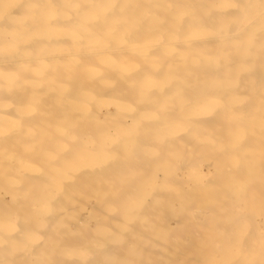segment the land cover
Returning <instances> with one entry per match:
<instances>
[{
	"label": "bare ground",
	"instance_id": "obj_1",
	"mask_svg": "<svg viewBox=\"0 0 264 264\" xmlns=\"http://www.w3.org/2000/svg\"><path fill=\"white\" fill-rule=\"evenodd\" d=\"M243 10L241 12H243ZM260 10L250 15L248 14V18H246V20L244 21L237 20L238 27H233L234 29L232 28V26H234L236 23H230L229 26L232 29H230L229 32L222 31L219 33H210L207 29V32L205 31L204 35H200L199 37L180 36L173 39L164 37L162 39H156L154 42L151 41L155 45V48L154 46L152 47L154 50L152 49V51H149L148 45V50H146L149 52L147 54L143 53L147 56L145 57L147 58V61L145 60L144 56L142 57L143 60H140L141 58H138L139 56L136 53L138 49L143 50L146 48L147 45L142 46L141 43H138L139 45L141 44V46H135V44H133V47L132 44H130L131 48L129 49H126V46H99L96 44L95 46L89 47V49L94 51L88 52L90 56L92 55L91 57H89L88 54V58H85L83 56L85 54L83 53L91 50H85L83 47H77L78 49H74L73 52H70L66 55L57 54V56L55 55L56 57L53 55L54 58H50L49 56L42 53L41 55H38L36 53L32 56L20 55L22 57L20 60H15V58L14 60H12L10 58H7L6 56L4 59H1L4 60V62L2 61L3 63L0 64V264H113V257L117 258V264H152L153 260L152 262L150 260L153 258H151V256H153L152 254H150V258L147 256L150 260H148L150 263L148 261L146 262V260H143L146 256V252L143 255V248L147 249V247L145 246H132L128 249V254L130 253L132 256L133 254L139 255H134V257H138V259H140L141 261H137L136 258V260L133 259L132 257H130L131 255L128 254H125V256L127 255L125 259L123 257L124 255L121 257L117 256V254H113L115 256H112L111 253L113 251H116L117 249V251L120 250L119 248H115L120 245L118 244L119 242L116 243V245H118L115 247L113 246L114 243H111L113 241L112 235L116 237V235H114L113 233H117L118 231V229L116 231V228H112L115 225V218H111L113 221H111V224L109 223V225H113L111 228L113 230L115 229L114 232L110 230L112 235L107 234L111 237L108 236V238H106L107 236L103 232L104 238L102 237L103 240L100 241L101 246H98V242L101 238L99 239V234L97 235V231L91 223L95 214V212L93 214L92 211L93 205H84L82 203V196L85 197V193L90 192L91 196L94 195L97 199L96 202L103 199L110 204L115 201L119 204H123L122 206L119 205L122 212H124L121 213V215L124 214V216H127L128 210L130 209L129 202H131L132 199L140 197L144 194H152V200L144 197V195L141 202L144 201L146 202V204H148L155 201L154 204H156L157 206L154 204H144L143 206V203H139L143 206L140 207V210L144 211L140 214V216H138V218L141 220V222L143 221V223L145 219H149V217H147L148 215H146L147 210L150 211L153 209H157L160 211L161 209H165V212L166 210H170L172 212L173 216H171L173 218H178L177 211H179V209H183V211L184 209H189V211H186L187 214H189L192 206L189 207L185 206L186 204H182L186 202L190 203V201L195 198L194 195L196 193L200 194V192L198 191L200 189L194 191L193 188L195 189V187H192V175L193 173H195V171L193 170V158L196 154V157L198 155L200 156V158L203 156V160H207L204 169H206L211 176H213L214 173L213 169H218V173L220 172L219 176L221 175V178H219L217 173L216 177L218 179H223L222 181H225L226 177L228 179H231L227 182H230L228 186L229 188L227 187L229 190L226 188V185L225 188L227 189V191H221L219 189V192L221 191V193H229L230 195L233 194L234 196H236L235 200L233 201L234 205L232 204L231 207H222L221 205V208L219 210L220 213L218 214L224 215L229 210L228 217L225 216L226 218H224V216L222 215L218 216L223 217L222 222H225L223 224L225 226L226 224H229L231 228L233 226L240 227V225L242 226L243 224L246 228L248 226L250 227L251 225H253L254 227L255 224L258 225V223L252 224L256 222V220L254 221V219L252 218V220H250L249 215H251L253 212L251 211V214L249 212L251 209L253 210L254 207L250 206L252 203H247L249 202V199H244L245 207H247V212L243 210L241 211L242 207H240V205L238 206L237 203L241 202V195L243 193H246V195L248 196L249 193L247 194V189L250 188H247L248 185L245 186L243 184L245 186V189L242 186L241 187L243 189H239V181L242 180L248 183L247 180L249 179L252 180V182L249 184H252L253 182L256 183V181H253L252 178L255 179L258 174L255 175L256 177H253L254 175H252L251 179L250 175L253 174L252 172L254 169L259 170V168L264 163V9ZM14 12H17V10ZM177 12L179 11L177 10ZM90 13L91 12H89V14ZM205 22L207 24L206 20ZM195 32L197 31L195 30ZM33 33L36 35L35 32ZM188 34L189 33H187V35ZM225 41H228L229 43H225ZM146 43L148 42H145L144 45ZM128 50H136L133 53H136L135 56L137 57V59L131 55L133 54L131 51L130 54H127L129 52ZM74 55V58H76V56L79 58V55H82L80 59L84 58L79 62L78 60H76L78 63V65H76L78 67H81V69L82 67L86 69L89 65L92 64L94 66V63L96 62L91 63V61L93 60L105 62L107 66L98 62V64H95V66H99V64H101L102 68H105L103 66H106L105 69L108 76L105 74V71H102V77L99 76L101 75L100 73L98 75V77L100 78L97 77L98 81L96 79L95 81L97 82H95L92 78H96V76H93L89 79L85 78L87 76H83L84 74H86V72L82 71L84 69L79 70V68L76 67V69H71H75L74 71L70 70V72L65 68L64 64H61L59 68H56V66L58 67V63L60 64L64 60L69 62L68 60L72 59ZM129 55H131V57L137 62H140V64H142L141 61H143L144 63L148 62L146 64V67L143 64L142 65L144 68H135L136 65L134 67L129 66V57H127ZM85 56H87V54ZM124 57H126L127 60L123 59ZM86 59H88V61H86ZM5 60H7L6 63ZM70 63L68 65H66V63L65 65L74 66L72 62ZM62 65L64 66V69L61 67ZM147 65L152 66L154 69L146 71L145 68L148 67ZM108 71H111V76L108 74ZM113 73L115 74L113 75ZM82 77H84L85 80ZM108 79H110L112 83H110L111 85L108 87V89H103L104 91L107 90L108 92L101 93L103 91L101 89V86L104 84L106 85V81ZM85 83H88V86H86ZM98 83L100 84V86L98 85ZM228 84H232L236 92L234 90V92L232 93L231 91L233 90L231 89L233 88L232 86L230 88V85ZM137 88L143 89V91H139V94L142 96L136 94ZM99 89L100 91H102L96 92ZM110 90L111 94L116 91L117 94H121V91H124L126 95L130 96L131 98H135V96L137 98L141 97L142 100L139 99L141 101L138 100L139 102H137L138 105H141L139 107L136 105V103H134L135 101H133L136 98L133 100H131L130 97L126 98H129L128 100L130 101V105L133 103L134 107L136 105L140 109H138L137 107L136 109H134L133 106H130L129 103H127L129 107L133 108H130L131 111L136 110L135 112L132 111V114L128 113L129 107H126L125 105L126 99L125 101H123V103L119 102V100L118 102H116V97H118L119 99L123 97V95L122 97H119L121 95L118 96L116 93H114L116 94V96H111L110 94L111 97L109 98L111 99L112 97H115L113 100H116V103L113 100V102L111 100L109 102L107 100L108 97H105L107 101L98 100V97H104L105 95H107V93L109 94ZM228 90L230 92H227ZM125 93L123 94L126 97ZM83 97L87 99H96L97 97L98 99L97 101H85L82 99ZM183 98H185V100H183ZM99 104H101V106H98ZM110 105L114 107H110ZM123 105L125 109H122ZM126 108H128L127 112ZM52 130H54V133ZM55 132H57V135L59 133L60 134L57 136ZM178 148L186 149V153L177 156L180 157V160L185 161L184 164H182L184 166V173L182 174L183 178L178 176L179 173L177 171V168L179 167L176 164L177 161L172 162L171 159L175 157L174 151ZM209 150L214 151V153L210 151L211 153H213L212 155H214V157L219 155V158H216H222V160H225V156H223V158L222 155H226L228 153V155H230L226 157L228 158L231 155L234 156L236 163L228 165V162L231 163V161H228L229 158L228 160L226 158L228 162L226 161L227 163H223L227 165V167H225L224 165L219 167L218 165L222 164V160L220 164H217V159L216 162L213 160L209 161V157L211 156L206 153ZM241 150L244 151L242 152ZM15 151H19L16 154L14 153L15 158L17 157V163L10 160L11 157L14 156L13 152ZM10 155L11 157L9 159L8 156ZM129 155L134 157L132 161H135V159L139 161V166L138 162L135 161V163H137L136 166L139 168V172H137L136 175H126L124 172V170L128 169V167L126 166L127 161L131 160V156ZM232 156L230 158H232ZM243 158H249L253 160L251 162V160L247 159V172L242 169L243 167L245 169L244 165H246L241 162ZM249 161L252 164L255 161V164L251 166L252 168L248 166L250 165ZM130 163L132 162L130 161ZM199 163L203 162L199 159ZM260 164L261 166L258 167ZM200 166L202 167L203 165ZM232 166L235 169H233ZM133 170L130 171L133 172ZM242 170L245 172H243ZM256 170H254V172ZM256 173L258 172H255V174ZM261 174H264V172ZM202 175L199 174L200 177ZM243 177H245V180H243ZM43 178H47L46 182H50V184H52L54 188L51 189V187L49 186H45V189H43L42 187V190H40L41 188H37V191L36 189L34 191V194L35 192L37 194H35L36 196H34V194H31V192L34 190L33 186L38 185L36 182L40 180L41 182L38 183L40 185L41 183L42 185H45L43 184ZM116 178H118L117 182L119 181L121 186L120 184L115 185V183L113 182V180ZM218 179L217 181H220L221 183L222 181ZM233 180H235L234 182H237L236 186H233ZM262 181L263 180H261L260 182ZM214 182L215 181L213 180V183L210 182L211 184H207L212 185L214 184ZM216 182L215 184H217ZM198 183L200 184V182ZM224 184H226V182ZM259 184L260 183H258V185ZM149 186H151L153 189L157 188V190H147V187ZM215 186L216 185H214V187ZM261 186L262 184L260 185V187ZM98 188L100 189L98 190ZM202 188H204V186ZM148 189H150V187ZM255 189L256 187L254 186V190ZM251 190L252 189H250L249 191L252 194L253 190ZM193 191L195 193L194 195H192L194 196L193 199H191L190 195L193 193ZM205 192L203 193V190L201 191L202 194H205ZM208 192L209 195L213 192L214 196H218L221 194L218 193V191L216 192L213 188H211V190H209ZM215 192L218 194H216ZM262 192L264 193V190ZM213 193L211 194V196L213 195ZM28 194H31L33 197L27 199V196H29ZM176 194H178V196H181V198H184V202L181 199H177L176 196L174 198V195ZM197 194L196 196H199V199L203 197L202 194L201 198L200 195ZM206 194L208 195V193ZM251 194H249V197H251L252 199V196L256 195L257 193H253V195ZM87 195L86 197L88 198ZM217 196L215 198H219L220 200V197ZM90 197L88 198V200H91L92 197ZM260 197L262 196L260 195ZM253 198L257 197L255 196ZM175 200H179V202H174ZM213 200L211 202L212 204ZM219 200H217L218 206L216 205L218 208ZM196 201L197 200H195V202ZM206 201L210 202V200ZM94 203L92 202V204ZM161 203H164L165 205L158 206V204ZM175 203H179L180 205H176ZM197 203H199V201H197ZM193 204H195L194 206H196V203L193 202ZM202 204L204 205L200 204L198 207H196L198 210V214L197 216H195V218L198 220L212 218L209 224L212 225L213 222V227H216L214 226V224H216V221L214 220H218L219 218L215 217L213 219L214 216L210 218L209 211H216L217 208L215 207V210L213 208V205L208 206V203L206 202H202ZM228 204L229 203H227L226 205L228 206ZM255 204V208L258 207ZM119 206H116V208L118 207L119 209ZM245 207L244 209H246ZM249 207H251L250 210ZM116 208L114 207V209ZM262 209L264 208L262 207ZM106 212L108 214V211ZM112 213L113 212L109 211V214ZM133 213L134 212H132V215L135 214ZM262 214L264 213L262 212ZM112 215L116 216L115 221L117 220V223L121 222V220L118 221L121 217L122 220L125 221L124 216L120 217L119 213L118 215L115 213ZM132 215L131 217H134ZM253 215H256V213L252 214L251 217ZM107 216L108 215H106V217ZM117 216H119V219ZM172 217H169L168 219H172ZM138 218L135 220H139ZM163 220L165 219H162V221ZM180 220H177V223ZM220 220L219 223H222L220 222ZM95 222L97 223V221ZM137 222L141 223L139 221ZM133 224L134 225L130 223V225L135 228V221L133 222ZM191 224L193 225L194 223ZM196 224H199L198 221ZM118 225L116 224V227H119ZM123 225H126V223L124 224L123 222ZM139 225L140 224H138V226ZM179 225L180 224H177V229L180 228ZM163 226H165V224ZM181 226L183 227V223ZM152 227H154L155 229V226ZM199 227L201 228L202 226L199 224ZM129 228H127V230H129ZM185 228L187 229V227ZM209 228L210 227H208V229ZM246 228L244 232L250 236V234H248L249 228ZM122 229H119V231H124ZM135 229H139H137V225ZM208 229L205 228L204 230L206 232L204 231V233L212 231L210 229L208 231ZM239 229L240 228H238V232ZM140 230L138 231L139 233ZM173 230H175V228L172 229V231ZM179 230L181 231L182 228ZM225 230V227L222 226L221 232ZM247 230L248 232H246ZM187 231L188 230H186L185 233ZM240 231H242V229ZM250 231L253 232L251 230V227ZM244 232H242V234L245 235ZM167 233L170 234L169 230ZM190 233L193 232L190 231ZM100 234L102 235L101 232ZM123 234H121V237ZM130 234L131 232L129 233V238L131 240V238H133L134 236H131ZM140 234L142 236V233ZM224 234L226 233L224 232L223 235ZM150 235H152V232H150ZM181 236L180 238L183 239L184 237L182 238ZM240 237L241 236H239L237 240L235 239L236 242ZM158 238H160V236ZM244 238L247 239L248 236H245ZM256 238L257 237H255V240L254 238L251 240H253L254 242L258 241L259 239L261 240V238H259L258 240H256ZM230 239L228 240L232 243L233 240ZM242 239L243 238H240V241L238 243H241ZM245 239L242 242L246 241ZM191 240H193V238ZM225 240H227V238H222V240H220L222 241V243L218 247H222L221 252H223L224 249H226V251H229V249L232 250V246H227V242H224ZM164 241L167 242V240ZM179 241L181 240L179 239ZM208 241H206V243ZM247 241L250 242L249 239H247ZM247 241L246 244H244L245 242L242 244L241 249L239 247L241 251H244L243 245L246 246L245 249H247L249 245L252 246L253 243L249 244L247 243ZM151 243L154 244L153 241ZM164 243L165 242H163L162 244ZM231 243L228 244L231 245ZM202 244H204V242ZM232 244H235V242ZM237 244H235V246H237ZM192 245L193 244H191V246ZM157 246H159V243ZM174 246L177 247L178 245L176 244ZM188 246L189 244L187 245V247ZM225 246L230 248L227 249L225 248ZM252 247L249 248L253 249L255 248V245L253 248ZM123 248L121 247L122 250ZM150 248L148 247L149 250ZM172 248L171 251L174 250L176 254L177 252L175 248ZM198 248L200 249V246H198ZM177 249L179 250V248ZM236 249L238 248H235V250ZM161 250L164 251L162 248ZM167 251L169 254H171V252H169L170 249L166 250V252ZM161 252H157L159 256L160 254H162ZM236 252H232L231 254H236ZM147 253H150V251ZM168 253H166V256ZM182 253H180V255ZM238 253L236 255L239 256ZM189 254L191 253H188V255ZM252 254H247L245 256L251 258L252 261L254 259L256 260L257 257H264V255H260V253L254 255ZM186 255H184V257H186ZM212 255L213 254L208 256ZM159 256L157 255V257ZM162 256L166 257L165 254ZM212 257H215V255H213ZM231 258L232 257H230V261L232 260ZM198 259L199 258L197 255V257L194 258L195 261H193L195 263H198ZM222 259L223 260L221 261L225 263V260H227L228 258L226 259L222 257ZM251 259H248V261H251ZM155 260L154 263H156ZM170 260L169 262H173V259L171 261ZM236 261L237 260H232V262ZM254 261L250 262V264H258L257 261ZM167 262H165V264H167ZM232 262L229 263L232 264ZM237 262L239 263L236 264L242 263V261ZM218 263L219 262H217V264ZM198 264H200V262Z\"/></svg>",
	"mask_w": 264,
	"mask_h": 264
},
{
	"label": "rangeland",
	"instance_id": "obj_2",
	"mask_svg": "<svg viewBox=\"0 0 264 264\" xmlns=\"http://www.w3.org/2000/svg\"><path fill=\"white\" fill-rule=\"evenodd\" d=\"M230 3H228V2ZM262 1V2H261ZM81 2H83V3H81ZM88 2V3H87ZM232 2V3H231ZM60 3V4H59ZM252 3V4H251ZM22 4H23V6L25 7H23L22 6ZM232 4V5H231ZM238 4V5H237ZM100 5V6H99ZM181 5V6H180ZM234 5V6H233ZM101 6H102V8H101ZM116 6V7H115ZM222 6V7H221ZM239 8H238V7ZM246 6H248V7H246ZM250 6V7H249ZM230 7V8H229ZM23 8V9H22ZM68 8V9H67ZM247 8V9H246ZM238 9V10H237ZM244 9V10H243ZM260 9H264V0H82V1H80V0H44V2H43V0H0V34H4V35H0V64L1 63H3L4 62V60H1V59H4L5 58V56L7 57V58H10V59H12V60H14V58H15V60H20L22 57L21 56H32V55H34V54H40L41 55V53L42 54H45V55H47V56H49L50 58H52L53 57V55L55 56H57V54H59V55H66V54H68V53H70V52H73L74 51V49H78L79 47H83L85 50H91V49H89V47L90 46H95L96 44L97 45H99V46H108V45H110V46H126L125 48L126 49H129V48H131V46H130V44H132V47H133V44H135V46H141V44H142V46H146V48L145 49H143V50H146L147 49V47H148V45H149V47H148V49H149V51H152V47L154 46V48H155V45L151 42V41H155L156 39H162V38H171V39H173V38H178V37H180V36H195V37H199L200 35H204V33H205V31L207 32V29H208V32H215V33H219V32H222V31H226V32H229V30L230 29H232L233 27L234 28H236V27H238L237 25H238V21L240 20V21H244V20H246V18H248V14L250 15V14H252V13H255L256 11H259ZM17 10V12H14V11H16ZM19 10V11H18ZM177 10L179 11V12H177ZM233 10V11H232ZM236 10V11H235ZM243 10V12H241ZM91 12L90 14H92V15H90L89 14V12ZM182 13H181V12ZM246 11V12H245ZM261 11V10H260ZM24 12V13H23ZM73 12V13H72ZM240 12H241V14H240ZM244 12H245V15H244ZM240 14V15H239ZM52 15V16H51ZM73 15V16H72ZM129 15V16H128ZM188 15V16H187ZM20 16V17H19ZM74 17V18H73ZM7 18V19H6ZM30 20H29V19ZM53 18V19H52ZM58 18V19H57ZM61 20H60V19ZM196 18V19H195ZM239 18V19H238ZM9 19V20H8ZM56 19V20H55ZM96 19V20H95ZM204 19V20H203ZM205 20L207 21V24H206V22H205ZM238 20V21H237ZM3 21V22H2ZM60 21V22H59ZM145 21V22H144ZM67 22V23H66ZM8 23V24H7ZM217 23V24H216ZM230 23H236L234 26H232V28H230V26H229V24ZM186 24V25H185ZM119 25H121V26H119ZM171 29H170V28ZM183 27H184V29H183ZM195 28V29H193V28ZM199 27V28H198ZM59 28V29H58ZM191 28V29H190ZM201 28H202V30H201ZM204 28V29H203ZM206 28V29H205ZM233 28V29H234ZM181 29H182V31H181ZM199 31H198V30ZM210 29H211V31H210ZM57 30V31H56ZM58 30H60V31H58ZM193 30H194V32H193ZM195 30L197 31V32H195ZM13 31V32H12ZM51 31V32H50ZM62 31V32H61ZM179 31H181V32H179ZM29 32V33H28ZM33 32H35L36 33V35L33 33ZM189 33L188 35H187V33ZM192 32V33H191ZM37 33H38V35H37ZM48 33V34H47ZM198 33V34H197ZM5 34H7V35H5ZM9 34V35H8ZM21 34V35H20ZM24 34V35H23ZM25 34H27V35H25ZM30 36H29V35ZM33 34V35H32ZM128 34V35H127ZM138 35V36H137ZM154 35V36H153ZM164 35V36H163ZM8 36V37H7ZM148 36V37H147ZM152 36V37H151ZM22 37V38H21ZM61 37V38H60ZM64 37V38H63ZM68 39H67V38ZM5 38V39H4ZM24 38V39H23ZM142 38V39H141ZM144 38H145V40H144ZM70 40V41H69ZM72 40V41H71ZM122 40V41H121ZM133 40V41H132ZM137 40V41H136ZM131 41V42H130ZM34 42V43H33ZM122 42V43H121ZM126 42V43H125ZM143 42V43H142ZM145 42H148V43H146L145 45H144V43ZM7 43H8V45H7ZM51 43V44H50ZM62 43V44H61ZM64 43V44H63ZM138 43H141L140 45L138 44ZM225 43H229L228 41H225ZM224 43V44H225ZM12 44V45H11ZM22 46H21V45ZM33 45H35V46H33ZM59 45V46H58ZM75 45H76V47H75ZM152 45V46H151ZM130 46V47H129ZM4 47V48H3ZM36 47V48H35ZM78 47V48H77ZM128 47V48H127ZM3 48V49H2ZM9 48H11V49H9ZM13 48V49H12ZM26 48V49H25ZM147 49V50H148ZM10 50V51H9ZM14 50V51H13ZM19 50V51H18ZM142 50V49H141ZM141 50H137V55L139 56L138 58H141L140 60H143L142 59V57L144 56V58L145 57H147L146 55H144L145 53L147 54L149 51H141ZM154 50V49H153ZM36 51V52H35ZM41 51V52H40ZM47 51V52H46ZM50 51V52H49ZM94 50H91V51H86L85 53H83V54H87V56H85V55H83L82 53V55L86 58H88V52H93ZM129 52L127 53V54H130L131 52L133 53V52H135L136 50H134V51H132V50H128ZM131 51V52H130ZM156 51V50H155ZM3 52V53H2ZM17 52V53H16ZM19 52V53H18ZM25 54H24V53ZM127 52V51H126ZM10 53H12V54H10ZM55 53V54H54ZM136 53H133V54H131L132 56H134V58H136L137 59V57L135 56L136 55ZM144 53V54H143ZM6 54H8V55H6ZM29 54V55H28ZM162 54V53H161ZM21 55V56H20ZM44 55V56H45ZM82 55H79L80 57L82 56ZM131 55H129V56H127V57H129V66H132V67H134L135 65V68L137 67V68H139V67H143V65H145V67H146V64L148 63H144L143 61H141L142 62V64H140V62H137L135 59H133L132 57H131ZM142 55V56H141ZM4 56V57H3ZM55 56V57H56ZM92 56V55H91ZM90 56V54H89V57H91ZM75 57V55L72 57V59H70V60H68L69 62H67L66 60H64L62 63H58V67L56 66V68H59L60 67V65L61 64H64V66H65V68L67 69V70H71V69H73V68H75L76 69V67L77 68H79V70L81 69V67H78L77 65H78V63H77V61L76 60H78V62L79 61H81L82 59H84V58H82V59H80V57L78 58L77 56H76V58H74ZM111 57V56H110ZM131 57V58H130ZM17 58V59H16ZM54 58V57H53ZM90 59V58H89ZM108 59H112V58H108ZM123 59H125V60H127L126 59V57H124ZM130 59H131V61H130ZM145 60L147 61V58H145ZM3 61V62H2ZM86 61H88V59H86ZM91 61V60H90ZM7 62V60H5V63ZM70 62H72V64H74V66H72V68H71V66L69 67V66H66V65H68ZM75 62V63H74ZM92 62H96V63H94V66H93V64L92 65H89L86 69L85 68H83L82 67V69H84V70H82V71H84V72H86V74H84L83 76L85 77V76H87V77H85L86 79H89V78H92L93 76H96V78H92V79H94L93 81H95L96 79H97V77H98V75L101 73V75H99L100 77H102V71L104 72H106V66H107V64H105V62H102V61H98V60H93V61H91V63ZM102 63V64H105L106 66H103V67H105V68H102L101 67V64H99V66H95V64L97 65L98 63ZM67 63V64H66ZM90 63V64H91ZM131 63V64H130ZM66 64V65H65ZM71 64V63H70ZM77 64V65H76ZM140 65V66H139ZM142 65V66H141ZM63 65L61 66L62 68L64 67ZM148 67H150V68H145V70L147 71V70H151V69H154L152 66H150V65H147ZM68 67V68H67ZM92 68H93V70H92ZM102 70H101V69ZM144 68V67H143ZM64 69V68H63ZM74 69V70H75ZM87 69H88V71H87ZM97 69V70H96ZM74 70H71V71H74ZM134 70V69H133ZM141 70H143V69H141ZM66 71V70H65ZM70 71V72H71ZM68 72V71H67ZM93 72V73H92ZM109 73V75L111 76V71H108ZM97 74V75H96ZM106 75H107V72L105 73ZM115 73H113V75H114ZM106 75H104V76H106ZM112 75V76H113ZM108 76V75H107ZM84 77H82L84 80H85V78ZM100 77H98V78H100ZM109 78V77H108ZM97 81H98V79H97ZM97 81H95V82H97ZM110 83H112V81H110V79H108L107 81H106V85L104 84V85H102L101 86V89L103 90H105V89H108V87L111 85ZM86 84V83H85ZM88 84V83H87ZM86 84V86H88ZM108 84V85H107ZM98 85L100 86V84L98 83ZM185 85V84H184ZM228 85H230V88H231V86H232V84H228ZM104 86H107V87H104ZM104 87V88H103ZM153 88H155V87H153ZM153 88H152V90H153ZM229 88V89H230ZM232 88H233V86H232ZM142 88H137V93L136 94H138L139 96H142V95H140L139 94V91H143V89L141 90ZM101 90V91H102ZM100 91V89L98 90V91H96V92H101V93H106V92H108L107 90L106 91ZM231 90H233V91H231L232 93L234 92V88L233 89H231ZM135 91V90H134ZM113 92V91H112ZM119 92V91H118ZM125 93L124 91H121V94L119 93V94H117V91L116 92H113V94H111V90H110V92H109V94L107 93V95H105L104 97H101V99H100V97H96V99L95 98H85V97H83L82 99L83 100H85V101H97V99L100 101V100H104V101H109L110 102V100L112 101L115 97H112L111 99H109L112 95H115L116 96V94L119 96V95H121V96H119V97H122V95H123V97L121 98V99H119L118 97H116L115 99L117 100H113L114 102L116 101V102H118V100H119V102H121V103H123V101H125V99L127 98V97H130V96H127L126 95V93H125V95H126V97L124 96V94L123 93ZM191 92V91H190ZM196 92H198V91H196ZM227 92H230L229 90L227 91ZM235 92H236V90H235ZM114 93H116V94H114ZM130 93V92H129ZM133 93V92H132ZM110 94H111V96H110ZM134 94H135V92H134ZM105 97L107 98L108 97V99L106 100L105 99ZM104 98V99H103ZM131 98V97H130ZM136 98V99H135ZM135 98L134 97H132L131 98V100H133V99H135V100H133V101H135L134 103H136V105L139 107V106H141V105H138V103L137 102H139V101H141L142 99H141V97L140 98H137L136 96H135ZM129 99V98H128ZM128 99H126V101H125V105H126V107H129L128 105H127V103H129V105H130V101L128 100ZM139 99H141V100H139ZM139 100V101H138ZM183 100H185V98H183ZM101 101V102H102ZM112 101V102H113ZM127 101H129V102H127ZM115 102V103H116ZM120 103V104H121ZM132 103V102H131ZM102 104V103H101ZM101 104H99L98 106H101ZM122 105V104H121ZM120 105V106H121ZM135 105V107L133 106V103L130 105V106H133V108L134 109H136V106ZM110 107H114V106H112V105H110ZM137 107V108H138ZM54 108V107H53ZM59 108V107H58ZM130 108L131 107H129V112L128 113H130V114H132L133 112L132 111H134V110H130ZM133 108H131V109H133ZM122 109H125L124 108V105H123V108ZM127 110H126V112L128 111V108H126ZM138 109H140V108H138ZM131 111V112H130ZM136 111V110H135ZM134 111V112H135ZM126 115H129V114H126ZM74 126H77V125H74ZM53 131V133H54V130H52ZM56 133V135H57V132H55ZM59 133V132H58ZM60 134V133H59ZM58 134V135H59ZM57 135V136H58ZM54 136H55V134H54ZM251 140V139H250ZM248 141V140H247ZM178 150V151H177ZM185 150L186 149H183V148H178V149H176L175 151H174V153H175V157H177V156H179V155H181V154H183V153H186L185 152ZM207 151V150H206ZM205 151V152H206ZM211 150H209L208 152H206L209 156H211V157H209V161L210 160H213V161H217V164H220L221 163V160H222V158H220V159H217V158H219V155L218 156H215L214 157V155H212L213 153H214V151H211V152H213V153H211L210 152ZM242 152L244 151V150H241ZM19 152V151H18ZM18 152H13V154L15 153H18ZM11 153V152H10ZM210 153H211V155H210ZM225 153H227V152H225ZM245 153V152H244ZM12 154V155H13ZM15 154H14V156L13 157H11V155L10 156H8V158L10 159V157H11V161H15L16 163H17V157L15 158ZM197 155V154H196ZM196 155H195V157L193 158V160H194V171H195V173H193V175H192V187H195V189L193 188V190L194 191H197L198 189H200V190H198L199 192H200V194H197V195H200V198L202 197L201 196V191L203 190V193L205 192V194H202L203 195V197L201 198V199H199L197 196H196V194L194 195V191H193V193L190 195V198L191 199H193V197L195 196V198L193 199V200H191L190 201V203H188V202H186V203H183L182 205H185V206H189V207H191L192 206V209L190 210V213L189 214H187V212L186 211H189V209H184V211H183V209H179V211H177V217L178 218H173L172 216V212L170 211V210H166V212H165V209H161L160 211L159 210H157V209H153V210H147V214L146 215H148L147 217H149V219H145V221H144V223H143V221L141 222V220L138 218V216H140V214L141 213H143V211L142 210H140L141 208L140 207H143L144 206V204L145 205H149V204H154L155 203V201H153L152 203H148V204H146V202H141L142 201V197L144 196V197H146V198H149V200H152L153 198H151L152 197V194H144V195H141L140 197H136V198H134V199H132L131 200V202H129V206H130V209L128 210V214H127V216H124V214H122L121 215V213H124V212H122V210H121V207L119 206V205H123V204H119L118 202H112L111 204L110 203H107L105 200H100V201H98V202H96V198H95V196L94 195H92L91 196V194H90V192L89 193H85V197H83L82 196V203L84 204V205H93V208H92V211H93V214H94V212H95V214H94V218H93V220L91 221V223H92V225L95 227V229H96V231H97V235H98V237H99V245L98 246H101V242L100 241H102L103 239H102V237H103V232H104V234H106V238H108V236H110V235H112V233H111V231H113L114 232V230L112 229V228H116V231H117V229H118V231H117V233H113L114 235H116V237L115 236H113L112 235V239H113V241L111 242V243H114L113 244V246L115 247V246H117L118 244H120L119 246H117V247H115V248H119L120 250L119 251H113L111 254H112V256H115V255H113V254H117V256H123L124 257V259H125V257H127V255L125 256V254H128V249L130 248V247H140V246H145V247H147V249H148V247L150 248V250L148 249V251H147V249L145 248H143V250H144V252H143V255L145 254V252H146V256L144 257V259L143 260H146V262L149 260V256H151L150 254H152L153 256H151V258L152 259H150L151 260V262H152V260H153V262H152V264H161V262H162V264H165V262H167V264H169V263H171V264H196L194 261L197 259H195L194 260V258L195 257H197V255H198V260L197 261H199L200 262V264H217V262H219V263H221V264H225L227 261V263L226 264H231V263H229V262H232V260L233 261H235V260H237V261H242V263H240V264H250V262H253L252 261V259L251 258H248V257H246L245 255H247V254H249V255H251L253 252V254L252 255H254V254H259L260 253V255L261 254H263L264 255V214H262V212L264 213V209H262V207L264 208V193L262 192L263 190H264V174H261V173H263L264 172V167H263V165H264V163L262 164V166H261V164L258 166V167H260V168H262V169H260L259 168V170H256V169H254V170H256L255 172H258V173H256L255 174V172H254V170H253V174H251L250 176V179L252 178V175H254L253 177H256L255 175H257V177L254 179V178H252L253 179V181H256V183L255 182H253L252 184H249V183H251L252 182V180H247V182L248 183H246V181H242V180H240L239 181V189H241L242 187L245 189V186L246 185H248L247 186V188L248 187H250V188H246L247 189V194L249 193V194H251V192L249 191L250 189H252L253 191H256V192H253L252 190V194L251 195H253V193L255 194V193H257L256 195H254V196H252V199H251V197H249V194H248V196L246 195V193H243L242 195H241V197H242V199H241V202L240 203H237L238 204V206L240 205V207H242L241 208V211L243 210V211H245V212H247L246 210H247V207H245V201H244V199L246 198V200H248L249 202L250 201H253L254 199L256 200V202H255V200L253 201V202H247L248 204H251L250 206L252 207H254L253 208V210L251 209V207H249V210H250V214L252 213V214H254V213H256V215H253L252 217H251V215H249V217H250V220H252V219H254V221L256 220V222H254V223H252V224H255V223H258V225H256L255 224V227H257V228H255L253 225H251L250 227H251V230L253 231V232H251L250 231V227L248 226L247 228L245 227V225L243 224L242 226H244V227H242L241 225H240V227L239 226H233L232 228H231V226H229V224L227 225L226 224V226L223 224V223H225L224 221L222 222V218L223 217H218V216H224V218H226V217H228V212H229V210L227 211V213L226 214H218V213H220V208H221V205H222V207L223 206H225V207H231V205L233 204L234 205V203H233V201L235 200V197L236 196H234L233 194H229V193H221V191H227V189L229 188L228 186H229V184H230V182L229 183H227L229 180H231L230 178L228 179L227 177L225 178V181H222L221 179H218L216 176H217V173H218V169H213V176H211L208 172H207V170L206 169H204V167H205V164H206V162H207V160L205 161V159L203 160V156L200 158V156L198 155L197 157H196ZM230 155V154H229ZM228 155V153L226 154V155H222V157L223 156H225V160L223 161L222 160V164L221 165H218L219 167L220 166H225V167H227V165H225L224 163L228 160V158H229V160L228 161H231V163H229L228 161V165L229 164H233V163H236L235 162V158H234V156H232V158H230V157H226V156H229ZM17 156V155H16ZM129 156H131V155H129ZM175 157H173V158H171L172 159V162H176V164L178 165V167L179 168H177L178 170V176L179 177H182L183 178V173H184V166L182 165V164H184V162L185 161H183V160H180L179 158L180 157H177V158H175ZM217 157V158H216ZM221 157V156H220ZM197 158H198V160H197ZM213 158H215V159H213ZM224 158V157H223ZM226 158H227V160H226ZM16 159V160H15ZM131 160H128L127 161V163H126V166L128 167V169H126V168H124V169H126V170H124V172H125V174L126 175H136L137 174V172H139L138 170H139V168L136 166V164L137 163H135V161H137V159H135V161H132L133 159H134V157L133 156H131V158H130ZM175 159V160H174ZM199 159H200V161H202L203 163H199ZM217 159V160H216ZM233 159V160H232ZM247 159H249V158H247ZM247 159L246 158H243L242 160H241V162H243V164H246L248 161H247ZM220 160V161H219ZM244 160V161H243ZM245 160H246V162H245ZM249 160H251V162L253 161L252 159H249ZM130 161L132 162V163H130ZM232 161H234V162H232ZM264 161V160H263ZM138 162V166H139V161H137ZM141 162V161H140ZM196 162H197V164H196ZM224 162V163H223ZM226 162V163H227ZM245 162V163H244ZM250 161H249V164L250 165H248V166H250V168H252L251 166H253L254 164H255V161H254V163L252 164ZM199 163V164H198ZM129 164V165H128ZM134 164H135V166H134ZM248 164V163H247ZM247 164L246 165H244L245 166V169H244V167L242 168L243 170H245L246 171V168H248V167H246L247 166ZM133 165V166H132ZM180 165V166H179ZM200 165H203L202 167L200 166ZM234 165H236V164H234ZM131 166V167H130ZM133 167V168H132ZM136 168V169H135ZM199 168V169H198ZM200 168H202V169H200ZM232 168L233 169H235L233 166H232ZM136 171H134V170ZM130 170H133V172L132 171H130ZM202 170H204V171H202ZM206 170V171H205ZM242 170V171H243ZM262 170V171H261ZM126 171H127V173H126ZM193 171V172H194ZM245 171H243V172H245ZM252 171V170H251ZM260 171V172H259ZM247 172V171H246ZM199 174L200 175H202L201 177L199 176ZM206 174V175H205ZM219 174H220V172L218 173V176H219ZM181 175V176H180ZM210 175V176H209ZM195 176V177H194ZM221 176V175H220ZM219 176V178H221ZM200 177V178H199ZM212 178V179H211ZM234 178V177H233ZM242 178V177H241ZM262 178V179H261ZM51 179V178H50ZM207 179V180H206ZM217 179L218 180H221L222 182L220 183V181H217ZM226 179H227V181H226ZM43 181H44V183L43 184H45V185H42V183H41V185L39 184L40 182H41V180L40 181H38V182H36L38 185H35V186H33V188H34V190L31 192V194H34V191H35V189H36V191H37V188H41L40 190H42V187H43V189H45V186L47 187V186H49V187H51V189H53L54 187L52 186V184H50V182H46V180H47V178L45 179V178H43L42 179ZM117 180H118V178H116V179H114L113 180V182L115 183V185H118V184H120V182L118 181L117 182ZM200 180H202V181H200ZM213 180L217 183V184H215V182H214V184H212V185H209V184H207V183H213ZM243 180H245V177H243ZM259 180V181H258ZM261 180H263L262 182H260ZM49 181V180H48ZM51 181V180H50ZM235 180H233V186H236L237 185V182H234ZM241 181H242V183H241ZM53 182V181H52ZM198 182H200V184L198 183ZM202 182V183H201ZM204 182H206V183H204ZM226 182V184H224ZM244 182V183H243ZM260 183L259 185H258V183ZM54 183V182H53ZM210 183V184H211ZM235 183V184H234ZM201 184H204V185H201ZM218 184H222V185H218ZM245 186H244V185ZM262 184V186L260 187V185ZM40 185V186H39ZM196 185V186H195ZM199 185H201L202 187L204 186V188H202L201 186H199ZM207 185V186H206ZM214 185H216L215 187H214ZM218 185V186H217ZM225 185H226V188H225ZM120 186H121V184H120ZM213 186V187H212ZM221 188H220V187ZM224 186V187H223ZM242 186V187H241ZM253 188H252V187ZM254 186L256 187V189L254 190ZM257 186H258V188H257ZM150 187V189H148ZM149 187H147V190H152L153 188L151 187V186H149ZM196 187H199V188H196ZM201 187V188H200ZM223 187V188H222ZM208 190H207V189ZM211 188H213L216 192L218 191V193H221L220 195H215L214 196V193H213V195L211 196V194L209 195V190H211ZM236 188H238V187H236ZM242 188V189H243ZM261 188H262V190H261ZM39 189H38V191H39ZM91 189V188H90ZM100 188H98V190H99ZM219 189L221 190L220 192H219ZM260 189V190H259ZM153 190H157V188H154ZM205 190V191H204ZM229 190V189H228ZM86 192V191H85ZM94 192V191H93ZM215 192V193H216ZM259 192V193H258ZM262 192V193H261ZM206 193H208V195L206 194ZM218 193H216V194H218ZM29 195V196H27L28 198L27 199H30L31 197H33L32 195ZM35 194H37L36 192H35ZM34 194V196H36ZM88 194V195H87ZM228 194H229V196H228ZM258 194H259V196H258ZM84 195V194H83ZM86 195L88 196V198L90 197L91 198V200H88V198L86 197ZM90 195V196H89ZM100 195H101V193H100ZM192 195H194V196H192ZM205 195V196H204ZM232 195H233V197H232ZM260 195L262 196V197H260ZM94 196V197H93ZM175 196H176V198L177 199H181L183 202H184V198H181V196H178V194H176V195H174V198H175ZM192 196V197H191ZM209 196H210V198H209ZM220 197V200H219V198L217 199V198H215V197ZM221 196H222V198H221ZM228 198H227V197ZM243 196H245V197H243ZM257 197V198H253V197ZM173 197V196H172ZM212 197V198H211ZM95 198V199H94ZM198 198V199H197ZM213 198H214V200H213ZM84 199V200H83ZM86 199V200H85ZM226 199V200H225ZM231 199H232V202H231ZM262 199V200H261ZM148 200V199H147ZM181 200H180V202H181ZM195 200H197V201H199V203H197V201L195 202ZM206 200H210V202L209 201H206ZM212 200H213V204L211 203L212 202ZM217 200H219V208L217 207L218 206V202H217ZM223 200V201H222ZM86 201V202H85ZM90 201V202H89ZM94 203V204H92V202ZM179 202V200H175L174 202ZM203 203H208V206H212L213 205V208L216 210V208H217V210L216 211H213V210H210L209 212H210V218L211 217H213V219L216 217V218H219L218 220L216 219V220H214V221H216L215 223L216 224H214V226H216V227H213V222H212V225H210L209 224V222L211 221V219H201V220H198V219H196L195 218V216H197V208L196 207H198L200 204L201 205H204V204H202V202ZM221 201V202H220ZM261 201H262V203H261ZM103 202V203H102ZM193 202L194 203H196V206H194L195 204H193ZM216 202V203H215ZM223 202V203H222ZM231 202V203H230ZM259 202V203H258ZM91 203V204H90ZM116 203H118V204H116ZM139 203H143V206H142V204L140 205ZM157 203V202H156ZM227 203H229L228 204V206L226 205ZM256 203V204H255ZM107 204V205H106ZM114 204V205H113ZM140 205V206H138V205ZM176 205H180L179 203H175ZM193 204V205H192ZM254 204L256 205V206H258V207H256L255 208V206H254ZM29 205V204H28ZM154 205H156V204H154ZM159 205H165L164 203H161V204H158V206ZM206 205V204H205ZM215 205V206H214ZM217 205V206H216ZM261 205H263V206H261ZM107 206V207H106ZM116 206H119V209H118V207L116 208ZM133 206H136V207H133ZM157 206V205H156ZM238 206H236V207H238ZM113 209H112V208ZM114 207L116 208V209H114ZM216 207V208H215ZM244 207L246 208V209H244ZM261 209H260V208ZM98 208V209H97ZM136 208V209H135ZM138 208H139V210H138ZM194 208V209H193ZM258 208V209H257ZM110 209V210H109ZM135 209V210H134ZM258 210V215H257V210ZM260 209V210H259ZM112 210V211H111ZM121 210V211H120ZM99 211V212H98ZM106 211H108V214H107V212ZM109 211L110 212H113L112 214H117L118 215V213H119V215H120V217L121 216H124V219H125V221L124 220H122V217L119 219V216H117L118 217V221H120L121 220V222H118L117 223V220L115 221V219H116V216H114V215H112V214H109ZM116 211V212H115ZM140 211H142V212H140ZM149 211V212H148ZM156 211V212H155ZM213 211V212H212ZM218 211V212H217ZM252 211V212H251ZM118 212V213H117ZM132 212H134L133 214L134 215H132ZM137 212H139V213H137ZM212 212V213H211ZM105 213H106V215H108L107 217H106V215H105ZM137 213V214H136ZM149 213H150V215H149ZM160 214V215H158V214ZM169 213V214H168ZM186 213V214H185ZM261 213V214H260ZM104 214V215H103ZM183 214V215H182ZM191 214V215H190ZM193 214V215H192ZM212 214V215H211ZM216 214V215H215ZM131 215L132 216H134V217H131ZM153 215V216H152ZM172 215V216H171ZM187 215V216H186ZM233 215V214H232ZM100 216H101V218H100ZM109 216H112V217H109ZM159 216V217H158ZM162 216V217H161ZM183 216H185V217H183ZM190 216V217H189ZM192 216V217H191ZM226 216V217H225ZM104 217V218H103ZM109 217V218H108ZM129 217V218H128ZM152 217V218H151ZM169 217H172V219H168ZM188 217V218H187ZM99 218V219H98ZM111 218H115L114 219V222H115V225L112 227L111 225H109V223L111 224V221H113ZM139 219V220H135V219ZM151 218V219H150ZM159 218H160V220H159ZM187 218V219H186ZM220 218H221V220H220ZM252 218V219H251ZM256 218V219H255ZM102 219H104V220H102ZM153 219V220H152ZM158 219V220H157ZM162 219H167L166 220V222H165V220H163L164 221V224H165V226H163L164 224H163V221H162ZM183 221H181V220ZM135 221V228H136V225H137V229L138 230H136L133 226H131L130 225V223H132V225H134L133 224V222ZM177 220H180L178 223H177ZM204 220V221H203ZM219 220H220V222H222V223H219ZM249 220V221H250ZM95 221H97V223L95 222ZM110 221V222H109ZM137 221H139V222H141L142 223V225H141V223H138ZM154 221V222H153ZM158 221V222H157ZM184 221H185V223H184ZM197 221H198V223L202 226L201 228L199 227V224H196L197 223ZM113 222V223H114ZM123 222H124V224L126 223V225H123ZM150 222H152V223H150ZM196 222V223H195ZM208 222V223H207ZM246 222V221H245ZM150 223V224H149ZM157 223V224H156ZM182 223H183V227L181 226L182 225ZM191 223H194L193 225L191 224ZM227 223H228V221H227ZM263 223V224H262ZM99 224V225H98ZM116 224L119 226V227H116ZM138 224H140L139 226H138ZM158 224H159V226H158ZM169 224V225H168ZM177 224H180L179 226H180V228L179 229H181L182 228V230L180 231L179 229H177ZM191 224V225H190ZM205 226H203V225ZM206 224H207V226H206ZM218 224H219V226H218ZM223 224V225H222ZM144 225V226H143ZM147 225H149V226H147ZM184 225H185V227H187V229L184 227ZM190 225V226H189ZM195 225H196V229H195ZM107 226H108V229H107ZM122 226V227H121ZM130 228H129V227ZM152 226H155V229H154V227H152ZM157 226V227H156ZM169 226H170V228H169ZM176 226V227H175ZM194 228H193V227ZM222 226H224L225 227V231H222L221 232V228H222ZM247 226V225H246ZM98 227V228H97ZM112 227V228H111ZM145 227V228H144ZM147 227V228H146ZM165 227V228H164ZM175 228V230H173L172 231V229H174ZM199 227V228H198ZM204 227V228H203ZM208 227H210L209 229L210 230H212V231H210V232H207V233H204V229L205 228H207L208 229ZM240 228L239 229V232L241 233H239L238 232V228ZM261 227V228H260ZM123 228V229H122ZM127 228H129V230H127ZM140 228H141V230H140ZM184 228V229H183ZM189 228H193V229H189ZM245 228L246 229H248L249 228V233L248 234H250V236L249 235H247L244 231H245ZM102 229V230H101ZM119 229L121 230H124V231H119ZM130 229H131V231H130ZM133 229H135V230H133ZM145 229V230H144ZM147 229V230H146ZM209 229H208V231H209ZM219 229V230H218ZM242 229V231H240ZM257 229V230H256ZM262 229V230H261ZM100 230V231H99ZM106 230H108V231H106ZM111 230V231H110ZM140 230V233H142V236H141V234L138 232ZM155 230V231H154ZM168 230H169V232H170V234L169 233H167L168 232ZM179 230V231H178ZM186 230H188L186 233H185V231ZM194 230V231H193ZM231 230V231H230ZM237 230V231H236ZM99 231V232H98ZM106 231V232H105ZM133 231V232H132ZM137 231V232H136ZM190 231L191 232H193V233H190ZM254 231H257L258 232V234H259V236H258V234H257V232H254ZM100 232L102 233V235L100 234ZM107 232H109V233H107ZM122 232V233H121ZM125 232V233H124ZM131 232V236H134L133 238H131V240H130V236H129V233ZM135 232V233H134ZM150 232H152V235H150ZM161 232V233H160ZM206 232V231H205ZM226 233V234H224L223 235V233ZM236 232H238V233H236ZM242 232H244L245 233V235L244 234H242ZM246 232H248V230L246 231ZM260 232V233H259ZM124 233V234H123ZM172 233H174V234H172ZM252 233V234H251ZM107 234H110V235H107ZM121 234H123L122 235V237H121ZM145 234H148V235H145ZM158 234V235H157ZM163 234H164V236H163ZM166 234V235H165ZM184 234H185V236H184ZM189 234V235H188ZM197 234V235H196ZM204 234V235H203ZM240 234V235H239ZM255 234V235H254ZM262 234V235H261ZM150 235V236H149ZM155 235V236H154ZM168 235H170V236H168ZM178 235H179V237H178ZM182 235V236H181ZM199 235V236H198ZM228 235V236H227ZM257 235V236H256ZM119 236V237H118ZM124 236V237H123ZM138 237V238H136V237ZM146 236H147V238H146ZM153 238H152V237ZM160 236V238H158ZM180 236L183 238V239H181L180 238ZM192 236V237H191ZM203 236V237H202ZM207 236V237H206ZM212 236V237H211ZM234 236V237H233ZM239 236H241L240 238H243L242 239V241L245 239L244 237L246 236H248V238L247 239H249V241L250 242H248L247 241V239H245L246 241H247V243H249V244H251V243H253L254 245H255V248H253L254 247V245L252 244V246L251 245H249V244H247V245H249L248 246V248L247 249H245V245H243L244 246V251L242 250H240L241 249V247H242V244L244 243V244H246V241H244V242H242L241 241V243H238L240 240V238L238 239V241L236 242V240H237V238ZM253 236V237H252ZM111 237V236H110ZM140 237H141V239H140ZM150 239H149V238ZM156 237V238H155ZM165 237V238H164ZM195 237V238H194ZM197 237H198V239H197ZM202 237V238H201ZM255 237H257L256 238V240H258L259 238H261V240L259 239L258 241H253V240H251V239H253L254 238V240H255ZM259 237V238H258ZM104 238V237H103ZM114 238H115V240H114ZM121 240H119V239ZM144 238V239H143ZM156 240H155V239ZM167 238V239H166ZM193 238V240H191ZM211 238H213V239H211ZM221 238V239H220ZM222 238H227V240H225L224 242H227V246H232V250L231 249H229L230 247H226L225 246V248H227V249H229V251L227 250L226 251V249H224V251L223 252H221L222 251V247H221V249H220V247H218L219 245H221V243H222V241H220V240H222ZM232 239L233 241H232V243H234L235 242V244H237V246H235V244H232L228 239ZM234 238V239H233ZM135 239V240H134ZM140 239V240H139ZM146 239V240H145ZM153 239V240H152ZM160 239H162V240H160ZM179 239L181 240V241H179ZM230 239V240H231ZM236 239V240H235ZM107 240V239H106ZM138 240V241H137ZM152 242H154V244L153 243H151L150 241ZM164 240H167V242L166 241H164ZM176 240H178V241H176ZM190 240H191V242H190ZM197 240V241H196ZM209 240V241H208ZM126 241V242H125ZM130 243H129V242ZM135 243H134V242ZM145 241V242H144ZM160 241H161V243H160ZM202 241V242H201ZM206 241H208L207 243H206ZM108 242V241H107ZM119 242V243H118ZM128 242V243H127ZM143 242V243H142ZM149 242V243H148ZM163 242H165L164 244H162ZM168 242H171V243H168ZM195 242V243H194ZM200 242H201V244H200ZM204 242V244H202ZM215 242V243H214ZM258 242V243H257ZM261 242V243H260ZM116 243H118L117 245H116ZM122 243V244H121ZM127 243V244H126ZM147 243V244H146ZM158 243H159V246H157L158 245ZM168 243V244H167ZM174 243V244H173ZM180 243V244H179ZM193 244V245H195V246H191V244ZM206 243V244H205ZM231 243V245H229V244ZM256 243V244H255ZM263 243V244H262ZM125 244V245H124ZM132 244V245H131ZM135 244V245H134ZM138 244V245H137ZM151 244V245H150ZM157 244V245H156ZM178 245L177 247L176 246H174V245ZM189 244V246L187 247V245ZM199 244V245H198ZM123 245V246H122ZM147 245H150V246H147ZM155 245V246H154ZM165 245V246H164ZM181 245H183V246H181ZM259 245V246H258ZM262 245V246H261ZM163 246V247H162ZM166 246H167V248H166ZM180 246V247H179ZM198 246H200V249L198 248ZM204 246V247H203ZM210 246V247H209ZM234 246V247H233ZM121 247L123 248V250L121 249ZM128 247V248H127ZM165 247V248H164ZM172 247H176L175 248V250H176V254H175V251H174V253H173V251H171V248ZM184 247V248H183ZM192 247V248H191ZM194 247V248H193ZM216 247H217V249H216ZM239 247H240V249H239ZM249 247H252L253 249H251V248H249ZM126 248H127V251H126ZM156 250H155V249ZM161 248L164 250V251H162L161 250ZM174 248H172V249H174ZM177 248H179V250L177 249ZM182 248V249H181ZM185 248H187L188 249V251H187V249H185ZM191 248V249H190ZM195 248H197V249H195ZM204 250H203V249ZM235 248H238V249H236L235 250ZM153 249V250H152ZM160 250V251H158V250ZM170 249V251L169 252H171V254H169L168 253V251L166 252V250H169ZM209 249V250H208ZM249 249V250H248ZM115 250V249H114ZM178 250V251H177ZM193 251V250H195V251H193V252H191V251ZM198 250V251H197ZM230 250H231V252H230ZM245 250H246V252H245ZM258 250V251H257ZM150 251V253H147V252H149ZM153 251H154V254H153ZM156 251V252H155ZM162 251V252H161ZM180 251H182V252H180ZM197 251V252H196ZM217 251H219V252H217ZM227 253H226V252ZM237 251V252H236ZM242 253H241V252ZM120 252V253H119ZM159 252H161L162 254H160V256H159V254L158 253ZM235 253L236 252V254L238 253L239 254V256L238 255H236V254H231V253ZM259 252V253H258ZM156 253V254H155ZM165 254V256H166V253H168L169 254V257H168V254H167V256L166 257H164V256H162V255H164ZM179 253V254H178ZM180 253H182L181 255L183 256H181L180 255ZM188 253H191V254H189L188 255ZM229 253V254H228ZM174 254V255H173ZM178 254V255H177ZM211 254H213V255H215V257H212V256H208V255H211ZM224 256H223V255ZM226 254H228V255H226ZM233 255V256H231V255ZM242 254V255H241ZM128 255H131L130 253L128 254ZM134 255H136V254H133V256L131 255L130 257H132L133 259H135L136 258V256H139V255H136L135 257H134ZM157 255L159 256V257H157ZM172 255V256H171ZM184 255H186V257H184ZM196 255V256H195ZM200 255V256H199ZM221 255V256H220ZM226 255V256H225ZM230 255V256H229ZM244 255V256H243ZM259 255V256H260ZM149 258H148V257ZM175 256V257H174ZM178 258H177V257ZM190 256V257H189ZM239 258H238V257ZM240 256H241V258H240ZM222 257L223 258H228L227 260H225V263H223V261H221V260H223L222 259ZM230 257H232L231 259V261H230ZM155 258H156V260H155ZM171 259L173 262H169V260H167V259ZM201 258V259H200ZM216 258V259H215ZM243 258V259H242ZM262 258V259H261ZM137 259V261H139L140 259H138V257L136 258ZM135 259V260H136ZM185 259V260H184ZM239 259V260H238ZM242 259V260H241ZM244 259H245V261H244ZM248 259L250 260L251 259V261H248ZM260 259V260H259ZM116 260H117V258H115V257H113V264H117V262H116ZM149 260V261H150ZM154 260H155V262L156 263H154ZM165 260H167V261H165ZM170 260V261H171ZM194 260V261H193ZM201 260V261H200ZM211 260H214V261H211ZM218 260V261H217ZM114 261H115V263H114ZM141 261V260H140ZM148 261V262H149ZM165 261V262H164ZM179 261V262H178ZM183 261V262H182ZM232 262V264H236V263H239V262ZM247 261H248V263H247ZM255 261H257V263L259 264H263V262H264V257H257V259L255 260ZM254 261V262H255ZM164 262V263H163ZM198 262V263H199ZM208 262V263H207ZM215 262V263H214ZM150 263V262H149ZM197 263V264H198ZM218 263V264H219ZM252 264V263H251ZM255 264V263H254Z\"/></svg>",
	"mask_w": 264,
	"mask_h": 264
}]
</instances>
